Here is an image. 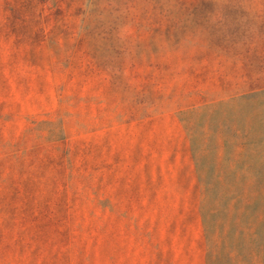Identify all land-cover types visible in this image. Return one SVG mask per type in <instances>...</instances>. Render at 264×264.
I'll use <instances>...</instances> for the list:
<instances>
[{
	"label": "rangeland",
	"instance_id": "rangeland-1",
	"mask_svg": "<svg viewBox=\"0 0 264 264\" xmlns=\"http://www.w3.org/2000/svg\"><path fill=\"white\" fill-rule=\"evenodd\" d=\"M0 264H264V0H0Z\"/></svg>",
	"mask_w": 264,
	"mask_h": 264
}]
</instances>
